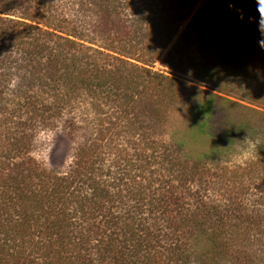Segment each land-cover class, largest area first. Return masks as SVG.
Returning a JSON list of instances; mask_svg holds the SVG:
<instances>
[{
  "label": "trees",
  "instance_id": "1",
  "mask_svg": "<svg viewBox=\"0 0 264 264\" xmlns=\"http://www.w3.org/2000/svg\"><path fill=\"white\" fill-rule=\"evenodd\" d=\"M258 28L264 0H0V264H264V112L183 77L264 63Z\"/></svg>",
  "mask_w": 264,
  "mask_h": 264
},
{
  "label": "rangeland",
  "instance_id": "2",
  "mask_svg": "<svg viewBox=\"0 0 264 264\" xmlns=\"http://www.w3.org/2000/svg\"><path fill=\"white\" fill-rule=\"evenodd\" d=\"M183 27L184 25L182 28ZM247 53L248 57L246 56V58L241 60V68L235 67L233 69H227L218 77L210 76L208 74L204 75L205 78L203 81H200L194 77L195 72L201 73L198 65L190 67L188 73L183 75V77L187 81H190L191 83H194L204 89L216 92L223 97L229 98L249 108L264 112V63L257 58L258 55L252 54L250 51ZM155 68L163 69L160 64H157ZM224 117L228 119L232 118L234 122H240V119H246V126L244 129L240 130V133L238 134L233 133L230 138L233 148L245 137H250L253 140L259 139L260 134L257 133L259 130L258 127L260 126L258 124L259 117L256 116L252 110L250 111L242 107L223 106L219 116L216 117L215 115V118L212 119L214 123L213 128H216L215 130L222 131L221 129H223L225 125L222 121H220V118ZM178 118L179 119H177L175 124L172 126V130H176L177 134H183L187 124L184 121H181V118H183L182 116L178 115ZM40 138V146L36 151V157L41 161H45L47 166L57 164L64 167V165L67 164V160L70 155V151H68L70 150V147L68 148L67 146L68 149L61 150V148L57 146L56 148H59L61 152L66 153L63 156L59 155L57 152L53 154L51 149L48 147V145L50 146L53 142V134L50 132L42 133ZM52 145H54V142ZM230 152L229 160L234 163L233 150ZM225 158L227 157H223V159ZM223 264H228V262Z\"/></svg>",
  "mask_w": 264,
  "mask_h": 264
},
{
  "label": "clouds",
  "instance_id": "3",
  "mask_svg": "<svg viewBox=\"0 0 264 264\" xmlns=\"http://www.w3.org/2000/svg\"><path fill=\"white\" fill-rule=\"evenodd\" d=\"M258 31L264 33V29ZM233 147L232 144L228 146ZM260 148V140H253L250 137H245L233 148L234 158L233 162L239 165H244L245 162L255 160L257 157L258 150Z\"/></svg>",
  "mask_w": 264,
  "mask_h": 264
}]
</instances>
